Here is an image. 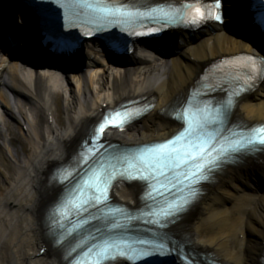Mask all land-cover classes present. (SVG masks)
<instances>
[{
    "label": "bare ground",
    "instance_id": "6f19581e",
    "mask_svg": "<svg viewBox=\"0 0 264 264\" xmlns=\"http://www.w3.org/2000/svg\"><path fill=\"white\" fill-rule=\"evenodd\" d=\"M241 1L235 4L241 6ZM223 5L230 11L224 23L210 24L192 36L182 33L170 50L138 46L115 63L96 58L101 67L93 68V55L99 49L84 44L88 61L78 73L77 91L65 82L69 70L52 64L49 57L44 56L36 67L20 58L9 63L6 48L0 45V264H64L60 252L43 237L45 206L57 194L46 185L105 108L131 97H152L147 115L107 137L124 145L164 139L178 124L160 111L185 94L205 66L223 57L259 51L252 34L239 30L235 22L241 9L232 10V0H224ZM0 16L5 24L12 22L10 27L27 30L30 41L36 40L28 27L31 19L14 3L0 5ZM5 116L22 139L13 135ZM231 117L249 124L264 122V81L254 92L236 99ZM16 141L20 156L14 149ZM260 176L264 177V156L246 158L206 185L205 193L176 224L191 248L210 252L225 264H259L264 250V187L260 189L264 178L260 182ZM138 194L135 185L114 187L115 200L124 204H136Z\"/></svg>",
    "mask_w": 264,
    "mask_h": 264
},
{
    "label": "snow or ice",
    "instance_id": "6c2138e0",
    "mask_svg": "<svg viewBox=\"0 0 264 264\" xmlns=\"http://www.w3.org/2000/svg\"><path fill=\"white\" fill-rule=\"evenodd\" d=\"M46 0H30V6L33 7L36 11H43V6ZM49 2V0H48ZM51 3L56 4L57 7H64L65 11H67L66 6L63 0H50ZM95 11L100 13H105V9L97 7ZM97 28L105 29L108 23H115L118 21L119 17L115 15V13H106L100 16H97ZM152 19H156L152 17ZM222 17L220 15L215 16L216 21H221ZM253 22L257 28L264 31V13L255 15L253 17ZM63 30L67 31V28ZM99 34V32H97ZM153 34V33H148ZM231 104V101L228 102V105H225L223 109H216V117L220 121V123H224L228 119V108ZM208 127V121L202 120L195 127L190 126L187 132L184 135L185 148L184 149H176L175 145L178 143L177 140L170 141L172 145L171 149L169 148V144H159L154 148L146 149L145 151L153 152L156 155V163L151 164L150 167L155 169V172H150L149 176L140 175L138 177H132L133 180L144 181L151 185L150 188V196L153 200H157L158 196L164 195V192L161 190V187H157V185L162 186L163 189L171 190L168 188L171 185V188H176V180L181 179L179 176L171 175L175 169L183 166L184 169L191 168V175L188 171L183 172L184 177H189L192 184L197 183V180H206L207 176L203 175V173H211L219 168L222 164H224L229 157L238 156L240 153L249 150L257 144V141L253 139L250 135L246 138V142L244 141H234L228 143L227 146L223 144L219 149L216 150V157L214 159L208 158L206 159V154L203 152L204 143L203 137L208 135L205 132V129ZM100 131L103 132V128H100ZM264 132V129L260 130ZM91 143V141H90ZM259 145H264V138L258 141ZM189 149H191L189 151ZM127 157H125V160ZM200 161H204L201 163ZM164 168L168 169V173L163 171ZM105 173L107 174V169H105ZM159 173V175H156ZM126 173L121 172V176H125ZM108 179H111L110 174H108ZM183 183V180H181ZM88 187L90 189H94L92 191V198H90L87 202H81L77 204L78 209H83L84 211L89 212L92 215L93 220L102 219L101 216L95 215L91 213V209L97 208L100 205H104L107 200L106 192H107V179H102L99 177H89ZM195 195V193H193ZM190 206L188 200H184L183 202L177 201L175 206L169 207L164 212V219L167 220L170 217H176L178 215L183 214L187 211V208ZM122 215H129L124 209H116ZM92 221L85 220L84 224L91 223ZM152 223H157L156 221H150ZM174 222V221H173ZM113 227L111 229H106L108 232V240L105 242L107 247L105 248V252H109V250H119L121 248L120 243L116 240L112 239L113 232H122L124 230V224L120 222L118 219H114L111 221ZM160 227H166V224L163 222H159ZM161 240L164 239L163 236L160 237ZM141 245H146L149 248H155L157 245L152 244L148 241L140 240L138 242ZM162 247V245H160ZM104 253H102L103 255ZM150 255H158L159 252L147 253ZM171 255V251L168 253Z\"/></svg>",
    "mask_w": 264,
    "mask_h": 264
},
{
    "label": "rangeland",
    "instance_id": "374dc122",
    "mask_svg": "<svg viewBox=\"0 0 264 264\" xmlns=\"http://www.w3.org/2000/svg\"><path fill=\"white\" fill-rule=\"evenodd\" d=\"M7 54V53H6ZM4 56V55H3ZM6 61L11 63L12 62V59H10L7 55H6ZM100 59V58H98ZM92 67L93 68H99L101 67V64L98 60H95L93 63H92ZM78 71H68L66 74H65V82L67 84V86L69 87V89L72 91H77V84H78V74H77ZM89 74V72H88ZM63 117H64V114H63ZM4 119L6 121L9 122V126H10V129L13 133V135L19 137L22 139L20 133L18 132V129L16 127V125L9 119L7 118L6 116L4 117ZM14 149L17 151L18 155L20 156L21 155V149H20V144L16 141L14 142ZM260 184V183H259ZM264 187V184H261L260 185V189H262Z\"/></svg>",
    "mask_w": 264,
    "mask_h": 264
}]
</instances>
